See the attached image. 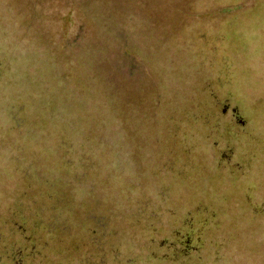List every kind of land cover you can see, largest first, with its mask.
<instances>
[{"label": "rangeland", "instance_id": "obj_1", "mask_svg": "<svg viewBox=\"0 0 264 264\" xmlns=\"http://www.w3.org/2000/svg\"><path fill=\"white\" fill-rule=\"evenodd\" d=\"M56 4L65 3L0 0V43L14 38L33 51L35 15L40 9L45 22L62 19L64 9L56 11ZM165 14L171 34L165 40L149 37L141 46L148 68L143 88L129 90L125 106L132 112L123 116L120 110L116 116L126 121L127 138L120 140L126 146L104 144L100 175L95 172L99 182L81 194L106 196L102 203L109 206L86 207L83 197L68 189L67 198L72 195L77 201L70 212L79 222L53 216L48 234L33 233V239L45 241L40 254L29 257L32 264H124L121 259L131 250L138 253L140 264H174L149 256L141 244L140 252L132 247L137 229L132 213L144 211L150 217L156 209L161 212L151 200L155 195L169 201L163 211L173 214L171 224L177 229L188 224L194 231L193 251L181 259L179 254L184 264H264V0H175ZM30 61L15 53L9 61L11 73L0 74V84H9L6 90L0 85V187L7 204L19 196L12 197L24 182L13 176L15 160L30 156L36 165L48 167L53 161L49 154L54 159L61 155L52 150L47 132L52 113L47 77L41 72L39 84L21 82L22 76L36 72ZM36 92L44 96L43 113L34 108ZM217 95L224 100L218 102ZM221 103L241 108L245 130H234L231 109L221 113ZM29 132L38 135L30 139ZM220 133L226 134L224 144L210 146ZM115 153L127 156L130 164L114 163ZM229 154L231 167L224 168L221 161ZM193 182L195 189L199 184L198 193H193ZM199 193L205 198L193 201ZM180 198L192 204L179 205ZM98 207L101 213L94 222L87 214ZM185 212L186 217L178 218ZM91 242L100 243L94 252L107 249L104 257L92 254ZM0 243V264H10L14 255L6 247L12 239Z\"/></svg>", "mask_w": 264, "mask_h": 264}, {"label": "trees", "instance_id": "obj_2", "mask_svg": "<svg viewBox=\"0 0 264 264\" xmlns=\"http://www.w3.org/2000/svg\"><path fill=\"white\" fill-rule=\"evenodd\" d=\"M75 1L76 0H64L65 4L63 5H52L56 8V11L58 9H64V15L62 19L55 20L58 22L45 25L51 34V42L54 44L52 48L49 47V58L50 60H55L56 63L50 61L46 62L43 59L42 47L38 44L41 38L40 36V38L38 37V42L35 41V49L31 52L26 51V47L20 45L14 38L9 39L7 42L5 41V43L3 41L0 43L1 75L6 76L11 73L9 61L15 53L20 55L21 58H31L32 61H30V66H34L36 69L33 76H22V83L24 79H27L24 82L25 84H27L28 80H31L34 84H39L41 72L45 74L46 71H54L56 73L51 79L52 91L51 97L49 98V107L50 109L52 108V113L49 123L50 127L47 132L51 139L52 150L55 152L61 151V155H58L57 159H54V157L48 153V160L53 159V161L48 164V167L36 165L35 160L37 159H28L30 156L23 158V161L15 160L16 163H14L13 173H16V175L13 176L20 179L23 178L24 182L18 186L20 191L17 190L12 197L15 195L19 196L11 203L7 204L5 202L7 198L3 195H6V193L4 189L0 187V242L2 239H12L13 244L11 243L9 247H6L8 253L14 255H11V260H13V262L10 264H32V258L40 254V250L45 241L33 239V233L41 231L44 232V235L48 234L54 227V225L52 229L49 227L50 221L54 219L53 216L57 219V217L61 215V218L68 222H79L72 216V212H70L72 210L70 207L77 205V201L76 203L74 202L72 195L70 196L71 198H69V196L67 198L66 193L68 189L73 188L79 198L83 197L80 200L85 203L86 207L88 204L90 206H109V203L106 205L102 203L107 200L106 196L81 194H86L89 189L94 188L93 185L95 186L99 182L95 180V172L96 177L98 173L100 175L99 169L103 165V159L100 153L101 150L104 149V144L106 142L110 143L113 148L116 146H126L127 142L120 141L122 138H127L125 136L127 133L126 121L120 122L117 120L116 116H118V113H121L120 110L122 114L123 111H125V114L128 112L124 107L128 101L129 90H132L131 87L128 86L131 79L135 81L137 91L140 92L143 88V79H145V75L147 74V71L142 69L141 63L137 59V56L139 58L137 50H134L128 40L120 39L118 41L119 45L113 49H110L111 44L108 42L109 51L111 53V57L109 58L112 64L106 69L105 73L104 68L101 69L103 76L97 75V77L91 76L87 78L89 75L87 62L75 51L77 46L81 45L83 43L82 40L85 39V34L83 35L82 32L81 34L83 36L81 40L79 38V31H81L79 25L81 27V19L76 7L78 4L74 3ZM37 14L38 15H35V22L37 21L44 26L43 18L40 15V9H38ZM133 22V17L128 16L125 19L124 25L122 24V27L128 32L132 31ZM96 24L97 22H93V25ZM72 35H74V40L71 41L69 37ZM235 37L237 36L235 35ZM87 44L89 43L86 42L85 45ZM238 44L241 45L240 40H238ZM98 46L99 44H97V47ZM242 51L244 52L245 50L242 49ZM68 53L70 54L69 56H67ZM84 53L86 55L89 53L90 55L94 52L88 50L84 51ZM90 62L92 61L90 60ZM70 69L78 73L73 88L68 86L67 80H64L67 77V71ZM94 73L97 72L94 71ZM107 73L109 78L105 77ZM112 76H114V78ZM115 76L117 78H115ZM102 78L103 80H101ZM0 85H2L3 90H6L9 86L7 82H2ZM110 87H112V93H110V95L113 99L111 97L107 98L105 94V91ZM99 93H102L103 99H101ZM155 93L157 95V92ZM34 94L36 98L34 108L36 111L43 113L46 109L44 96H40V92ZM210 94H213V92L210 91ZM93 95H97L101 100L97 101ZM217 97L218 102L224 100L218 95ZM229 108L231 109L230 113L233 119L234 130L237 131L238 127L245 130L243 129L245 127L240 122L241 108L239 107V109L236 106L232 107L227 103H221V113H227L226 111H228ZM43 131L44 129L40 132ZM96 133H100V136L96 137ZM37 135V133L29 132L27 138L34 139ZM225 140L226 134L220 133L218 141H212L213 143L211 142L210 146H213L214 143L220 146L222 142L224 144ZM249 147L250 146H246L245 149ZM122 153H115L112 160H114V163L122 162L123 164L129 165L130 160L127 156L123 157ZM225 153L228 154L227 152ZM231 157L232 156L229 154L221 161V163L225 161L223 165L224 168H226V166L231 167ZM110 163L112 164L111 160L108 161V164ZM64 176L65 179L63 180L62 178ZM101 184L104 187L102 182ZM195 185V182H193V193H198L199 184L196 189ZM191 186L192 185L188 186L187 190H190ZM199 194L200 195H198L196 199H193V201L205 198L204 193ZM151 200L157 201L162 211L160 212L156 209L155 214L150 217L147 212L144 211L132 213V222L137 227L134 232L136 234L133 235L135 238L132 239V247H134V250L137 249L140 252L139 245L141 244V249L144 246L146 253L149 252V256H156L159 258L158 260L163 262L170 260L174 264H178L179 254L181 255V259L182 256H186V253L193 248L194 231L188 224L185 225L186 227L180 229H177L176 226L171 224L170 220H172L171 217L173 218V214L163 211L170 204L169 201L166 202L164 200V196L155 195L151 197ZM186 202L188 201L181 198L178 201L179 205H183L184 207L192 204L189 203V205H186ZM63 209L64 213H60ZM66 210L68 211L65 212ZM93 210L94 211H90L87 214V217L96 222L95 217L101 212H98L99 207ZM186 214L187 212L183 215L178 214V218H183ZM45 216L48 218L46 219ZM201 217L205 218V215L201 214ZM208 219L209 218H207V220ZM166 223L170 225L169 228L167 226V230H165ZM179 225L181 224L177 226ZM178 230H180V233L177 234L178 237H175V233ZM163 232L169 233L165 235ZM91 244L92 251L93 248L95 249L100 245V243L96 244L95 242H91ZM2 247L3 245L0 243V248ZM105 250L107 249H104L100 254L97 251H93L92 254L96 253L97 258L100 256L104 257ZM191 251H193V249ZM136 256H138V253H134L131 250V255L127 254L121 260L124 264L143 263L141 259L137 260L138 257ZM29 257L32 258L29 259ZM110 258L113 260V257ZM144 258L146 259V257H143V259ZM179 262L180 264H184L180 260ZM87 264L92 263L87 262Z\"/></svg>", "mask_w": 264, "mask_h": 264}, {"label": "water", "instance_id": "obj_3", "mask_svg": "<svg viewBox=\"0 0 264 264\" xmlns=\"http://www.w3.org/2000/svg\"><path fill=\"white\" fill-rule=\"evenodd\" d=\"M171 1L175 0H76L74 3H77V11L79 12L80 24L79 28V38L81 40L82 36L85 34V39L82 40L83 43L75 49L87 62L89 75L88 77L103 76L101 69L104 68V73L107 68L111 66V53L109 51L108 42H110V49L116 48L120 39L128 40L129 44L137 50V59L140 61L142 69L147 70V65L141 53V46L145 41L152 36L160 35L161 39H167L171 34L172 26H169L167 23L169 21L168 17L165 14L166 7ZM179 1V0H178ZM164 11V13H163ZM54 12V11H52ZM128 16H132L134 22L132 23V31H126L122 27L124 25L125 19ZM167 17V19H165ZM55 22L54 20L50 23ZM58 22V21H56ZM93 22H97L96 25H93ZM44 26L39 22L34 24V34L35 40L38 42V37L40 41L38 44L42 47V57L46 62L56 63L54 60L49 58V47L52 48L51 34L48 33V29L45 25H48L49 22H43ZM167 23V24H166ZM57 26V25H56ZM58 27V26H57ZM83 28V29H82ZM82 32V34H81ZM81 34V35H80ZM70 40H74V35L69 37ZM84 38V37H83ZM86 42L89 44L85 45ZM97 44L99 46L97 47ZM92 50L94 53H89L86 55L84 51ZM142 50H144L142 48ZM70 54L68 53L67 56ZM90 60L92 62H90ZM109 60V61H108ZM66 71V70H65ZM96 71L97 73H94ZM56 73L54 71H46L45 76L47 77L50 89L52 91V82L51 79ZM67 77L64 80H67L68 86L73 88V84L78 77V73L72 69L67 71ZM144 76V75H143ZM105 77L109 78L108 73ZM114 78V76H112ZM104 78V77H103ZM103 78L101 80H103ZM115 78H117L115 76ZM62 80V79H61ZM133 91H135L136 85L135 81L131 79L128 84ZM51 91L48 94V98L51 97ZM112 87L108 88L105 91L107 98L111 97ZM101 99H103L102 93H99ZM97 101L101 100L97 95H93ZM113 99V97H111ZM129 99V97H128ZM53 105V104H52ZM127 113L132 112V109H127ZM117 109V107H116ZM124 112V111H123ZM123 116H126L125 113ZM100 133H96V137H99Z\"/></svg>", "mask_w": 264, "mask_h": 264}]
</instances>
